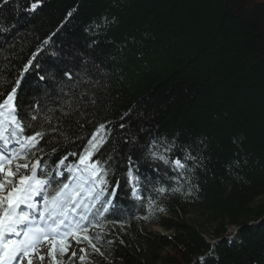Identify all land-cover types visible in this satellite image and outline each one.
Returning a JSON list of instances; mask_svg holds the SVG:
<instances>
[{"label":"trees","instance_id":"1","mask_svg":"<svg viewBox=\"0 0 264 264\" xmlns=\"http://www.w3.org/2000/svg\"><path fill=\"white\" fill-rule=\"evenodd\" d=\"M31 2L0 0V77L21 79L22 111L33 97L44 106L24 135L49 131L43 117L56 105L45 87L52 95L71 90L74 102L87 92L96 104L82 128L57 125L43 151L22 155L42 158L43 172L54 176L58 158L82 152L104 123L101 158L113 157L109 181L121 185L106 197L109 211L98 215L97 204L85 222L99 252L84 241L86 259L73 264H264V3L41 0L31 11ZM34 55L44 81L35 68L23 71ZM154 137L175 138L167 155L187 151L199 166L188 160L174 171L157 161L167 175L154 171L142 147ZM129 155L139 169V199L124 183ZM188 214L198 222H187Z\"/></svg>","mask_w":264,"mask_h":264},{"label":"snow or ice","instance_id":"2","mask_svg":"<svg viewBox=\"0 0 264 264\" xmlns=\"http://www.w3.org/2000/svg\"><path fill=\"white\" fill-rule=\"evenodd\" d=\"M3 2L7 4L8 0ZM40 4L41 0H32L29 10L35 11ZM68 15L70 16L71 12ZM47 42L44 41L45 44ZM35 59L34 55L28 60L23 71L27 73L35 68L38 79L44 81L46 76L40 74V66L33 65ZM64 75L69 80L72 79L70 72H65ZM47 78L53 79L50 74ZM20 86L19 78L9 83L0 77V141L4 145V151H0V264H34L36 260L42 264L45 255L40 252L45 244L48 246L47 257L50 264H63L57 260V254H67L68 249L73 246V241L76 244L86 241L89 247L99 252L85 222H90L89 216L97 204L103 209L102 212L97 209L98 215L107 213L112 200L106 197H114L121 186L118 180L111 183L109 181V176L115 175L110 163L113 157L109 155L106 159L101 158L102 150L108 142L106 124H99L91 133V138L87 140V146L82 152H72L58 158L54 176L51 172H43L42 158L33 161L29 160L28 155H22L32 153L34 149L43 151L41 141L47 142L49 133L60 132L61 127L57 125H67L71 128L75 124L82 128V121L88 115L87 109L95 106L96 100L88 96L87 92H83L74 102L71 90L64 92L59 89L56 95H52L45 87L44 97L56 105L47 109L53 113L52 116L43 117L49 131H35L24 135L27 129L33 127L32 122L40 119L39 112L44 111V106L38 98L33 97V103L22 111L18 95ZM86 96L88 99L85 100ZM53 120L57 123L53 124ZM120 127L124 128V124ZM13 142L19 145V151L13 150L6 154L8 145ZM142 147L145 158L155 165L153 170L161 175L166 176L167 172L155 164L157 161L164 166L172 165L174 171L185 169V162L188 160L199 166L198 157L187 151L184 152L183 158L173 159L167 155L178 147L175 138L167 141L154 137ZM53 151L55 152V149ZM69 156L76 157L74 163H65ZM61 166L65 168L67 176L59 171ZM138 172L137 162L129 155L124 183L136 198H140ZM155 190L162 194L167 189L160 187ZM174 190L179 191V188ZM80 252L85 253L79 256L83 262L87 253L83 248ZM76 255V251L71 253V257Z\"/></svg>","mask_w":264,"mask_h":264},{"label":"rangeland","instance_id":"3","mask_svg":"<svg viewBox=\"0 0 264 264\" xmlns=\"http://www.w3.org/2000/svg\"><path fill=\"white\" fill-rule=\"evenodd\" d=\"M256 1H260V2H263L264 3V0H256ZM248 5H250L249 3H248ZM55 63V62H54ZM53 63V64H54ZM162 216H164V217H167V214L166 213H164V214H162ZM197 215H187L186 217H184L185 219H186V221L187 222H189L190 224H193L194 223V221H197L198 222V220H199V217H196ZM193 219V220H192ZM190 220H192V221H190ZM145 228H147V229H151V231H153L156 235H162V236H169L170 234H171V232H170V230L168 231V230H165V228H163V227H160V226H155V225H147V226H145ZM235 231H233V233H234ZM47 245L45 244V245H43L42 246V248H41V252H40V254H42V255H45V260L42 262V263H47ZM73 251H76V253H77V250L76 249H73L71 252H70V254L67 256V258H69V256L71 255V253L73 252ZM34 264H41V262L40 261H38V260H36V261H34ZM120 264V263H119Z\"/></svg>","mask_w":264,"mask_h":264}]
</instances>
